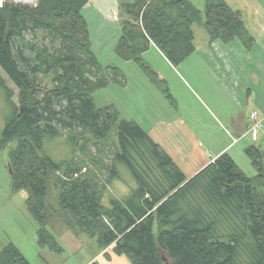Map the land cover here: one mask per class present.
I'll return each instance as SVG.
<instances>
[{
	"label": "trees",
	"instance_id": "1",
	"mask_svg": "<svg viewBox=\"0 0 264 264\" xmlns=\"http://www.w3.org/2000/svg\"><path fill=\"white\" fill-rule=\"evenodd\" d=\"M8 1L0 5V70L17 91L0 74L11 109L0 153L17 140L7 155L10 187L27 193L38 245L64 252L47 230L59 218L50 215L60 209L74 231L97 236L101 246L115 242L116 255L133 264H165L163 258L168 264H264V153L254 145L245 148L252 177L227 153L185 177L138 125L122 120L113 106L96 108V92L124 87L126 79L118 67H102L91 50L82 15L87 0H37L35 6ZM204 2L203 13L186 0H132L125 9L116 57L141 67L170 101L167 83L143 62L150 47L177 67L195 52L194 25H202L210 41L254 45L239 11L224 0ZM47 77L50 89L41 86ZM113 127L118 149L105 163L107 147L94 143L90 149L86 136L102 141ZM58 137L70 146L66 160L43 151L46 139ZM122 165L135 180L127 198L109 189L122 180ZM52 177L61 183L54 210L47 202ZM0 264L30 262L7 243Z\"/></svg>",
	"mask_w": 264,
	"mask_h": 264
},
{
	"label": "rangeland",
	"instance_id": "2",
	"mask_svg": "<svg viewBox=\"0 0 264 264\" xmlns=\"http://www.w3.org/2000/svg\"><path fill=\"white\" fill-rule=\"evenodd\" d=\"M187 1L197 10L204 11V0ZM224 1L226 3V0ZM257 1L264 6V0H252L250 7H245L241 0L233 1L234 6L242 4L240 7L244 10V15L239 12L243 16V23L247 26L248 21L245 18L251 16L253 7L258 4ZM8 2L15 3L13 0ZM34 3L36 5L37 0ZM15 4L27 3L18 2ZM256 8L259 7L257 6ZM84 10L86 8L82 10V15L87 23L89 33L92 34L89 25L91 18L89 12ZM262 13V9H260L259 14L263 15ZM115 24H118L115 34L120 35L119 23L115 22ZM201 26L194 25L192 27L195 36L194 43L198 48H205L207 46V34ZM117 36L108 35L102 41L101 47L92 48V52L96 55L102 67H118L124 74L127 83L123 88L111 85L96 92L93 95L96 108L113 106L119 112L122 120L138 125L148 133L149 137L154 138L158 142L159 147L187 178L207 165L211 160L216 159L213 158L214 152L224 147L227 149L223 153L229 154L247 176H254V169L244 150L246 147L254 145L264 153V110L259 107L261 101L264 103V35L259 43L256 44L255 42L256 45L252 46L254 49L251 52H242L240 67L243 66V68L239 75V87L236 85L233 88L234 95L231 93L230 99L222 96L223 94L219 92V87L212 80H208L207 87L201 84L204 76L201 77L200 63L194 57L189 60L186 59L177 67L171 68L166 65L167 62L159 52L151 50L147 55H144L143 62L146 61L150 64L157 71L159 79L166 81L171 101L169 99L168 101L159 89H155L153 84L147 80V77H142L143 72L137 69L134 64L120 62L115 58L114 54H108L107 46L117 40ZM233 41L228 43L218 41V44L229 46L233 50ZM103 42L105 43L104 45ZM260 47L263 50H260ZM256 66L258 68L254 70ZM259 67L262 68L261 71ZM252 71L255 72V79L251 77V80L249 75ZM0 74L3 76L7 86L16 93L17 89L7 80L1 70ZM52 84L51 78L41 79V86L46 89L52 88ZM13 100L16 101V96L13 97ZM234 101L237 102L240 108L236 107ZM217 102H225L224 105L228 104L227 109L224 111L225 114L232 116L242 112L243 120H245V125L248 129L253 125L250 115L254 112L257 113L263 123L262 127L257 131L256 139L252 140L250 133L245 135L241 133L228 134L227 136L226 131L214 122L213 116H220L219 108L216 105ZM10 113V106L0 87V134ZM156 127L158 128L156 129ZM86 138L90 139V149L94 147V143L103 144L107 147L108 153L104 155L107 161L105 163H110L112 152L118 149L117 127H113L109 135L102 141L96 142L88 136ZM16 144L17 140L12 141L0 153V226H4L3 231L0 227V239L2 242L0 250L5 244L13 243L26 256L30 264H86L93 258L97 264H130L128 262L130 260L124 255H116L115 242L108 246H101L97 236L89 237L84 233L74 231L73 228L65 223V219H63L65 216H63L60 209L58 210L59 214L53 213L50 215L51 220L59 218L49 223L47 230L53 234L63 248L64 252L62 254L51 252L46 247H40L37 236L34 233L35 230L33 228L31 230L30 224H23L26 225L25 228L17 225L22 224L26 217V206L22 198H18L17 193L11 192L9 188L11 175L9 173L10 166H8L7 155L10 150L16 147ZM86 144L89 143L86 142ZM43 151L56 161L66 160L71 156L70 146L67 144L66 139L62 137L46 139ZM83 153L81 151L79 155H83ZM119 169L122 180L112 181L109 189H112L111 193L113 192L116 196L124 195L127 198L131 188L135 187V180L128 168L122 165ZM10 170L12 169L10 168ZM99 175L104 178L102 174ZM57 177L61 178L60 175ZM58 178L52 177L49 181L47 202L53 210L58 209L56 205L57 192L61 185ZM61 179L63 180V178ZM88 234L91 235L90 232ZM163 259L164 263L168 264V260Z\"/></svg>",
	"mask_w": 264,
	"mask_h": 264
},
{
	"label": "crops",
	"instance_id": "3",
	"mask_svg": "<svg viewBox=\"0 0 264 264\" xmlns=\"http://www.w3.org/2000/svg\"><path fill=\"white\" fill-rule=\"evenodd\" d=\"M233 1L237 2L239 0H230V1L226 0V3L231 9L236 10V11H240L244 15V10L240 7L242 4H240L239 6H234ZM241 1L245 7H250L252 5V0H241ZM131 2H132V0H87V4L83 9L86 8V10H84V11H88L90 18H91V21H89V23H90L89 25H90V29H91L90 31H92V34H90L91 35L90 36V39H91L90 44L92 43L91 50H92V48L101 47L102 41L108 35H113L114 37L119 35V34H117V35L115 34V31H116V28L118 25V24H115V22L119 23V26L121 29V23L124 20L126 12H127V10H125V9ZM257 3L258 4H255V6L252 9L253 12H251V16L250 17L245 16L246 21H248V26L245 25V23H244L245 28L247 29L251 38H253V40L256 42V44L259 43V41H261L263 39V35H264V6L258 1H257ZM204 4H205V2H204ZM257 6L259 8H256ZM260 9H262L263 15L259 14ZM248 27H250V28H248ZM193 35H194V33H193ZM118 37H120V35L117 36V38H116L117 40L113 41L112 43H110L107 46L108 54L109 55L114 54L115 58H117L116 54H115V48H116V45H117V42L119 39ZM218 41H220V40L210 41L209 36L207 34V43H206L207 46L205 48H203V47L198 48V47H196V45L194 43L195 52L190 57H188L187 60L194 57L200 63V66H201V67H199L200 74H201V77L204 76V78L201 81L202 85H205L207 87V84L209 83L208 80L209 79L212 80L219 87V92H221L223 94L222 96L226 97L228 99L231 96V93L234 95V93L232 91L233 88L236 85H237V87H239V80H240L239 75L241 74V71L243 68V66L240 67L242 52H248V53L251 52L254 49L253 47L256 44L254 42L255 45L252 48L247 49L246 47H244V45L239 40L235 39L232 43V45H234V48L232 50V48L229 46H224V45L222 46L221 44H218ZM194 42H195V36H194ZM104 44L105 43L103 42V45ZM235 44H237V45H235ZM259 49L263 50V48H261V47ZM151 50L159 52V50L155 46H152L144 55H147ZM159 54H161V53L159 52ZM161 56L167 62L166 63L167 66L174 68V66H172L164 58V56L162 54H161ZM117 60L120 62H125L119 58H117ZM128 63H132L137 67V69H140L143 72L142 77H147V80L153 84L155 89H159V91L164 96L163 92L160 90L159 85L154 80V78L149 77L144 72V70L141 67H139L137 64H135L133 61L128 62ZM198 66H199V64H198ZM150 67L152 68L151 65H150ZM257 68L258 67L256 66V68L254 70H256ZM152 70L155 71L154 68H152ZM261 70H262V68H260V71ZM188 71L190 73L189 68H188ZM155 72L157 73V71H155ZM254 74H255L254 71H252L250 73L249 76H250L251 80H252V78L255 79ZM157 77H158L157 80L159 82L163 81V79L162 80L159 79V75ZM164 97L166 98V96H164ZM235 103H236V107H237L238 104H237V102H235ZM224 104H225V102H217L216 103L217 107L219 108V115L220 116H213L214 114L212 115L214 118L215 124L222 127V129L224 131H226L227 136H228V134L229 135H235V134H239V133H241L242 135H245L248 132L247 130H249V129L246 128V125H245L246 122H245V120H243V117H242L243 113L239 112V114L232 115V116L229 114H225L224 111L227 109L228 104H226V105H224ZM223 106H225V107L223 108ZM259 107H261L264 110V103L262 101L259 103ZM157 128L158 127H156V129ZM152 139L158 144V142L154 138H152ZM226 149L227 148L224 147L221 150L214 152L215 155L213 156V158H217L218 156L223 154V151H225ZM224 153H226V152H224ZM9 188L11 190L10 184H9ZM16 195L18 196V198L21 197L22 200L24 201V203L26 202L28 196H27V193L25 191H20ZM25 206H26V204H25ZM33 222H35V221L29 215L27 208H26V217L24 218L22 224H17V225L20 226L21 228H23V227L25 228L26 225H23V224H30L29 226H30L31 230L33 228V230H35L34 233L36 234V231L38 229V225L36 224V222L35 223H33ZM0 227H1V230L3 231L4 226H0ZM1 244H2V242L0 239V246H1ZM93 262H95L94 258L86 264H92Z\"/></svg>",
	"mask_w": 264,
	"mask_h": 264
},
{
	"label": "built area",
	"instance_id": "4",
	"mask_svg": "<svg viewBox=\"0 0 264 264\" xmlns=\"http://www.w3.org/2000/svg\"><path fill=\"white\" fill-rule=\"evenodd\" d=\"M2 1H8V0H2ZM2 1L0 2V5L2 4ZM13 1L15 2L16 0H13ZM34 2L35 0H28V2L26 3L29 5H34L35 4ZM16 3H18V1ZM250 120L253 122V125L247 133H250L252 140H255L257 131L262 127L263 120L260 119L257 113L255 112L250 115Z\"/></svg>",
	"mask_w": 264,
	"mask_h": 264
},
{
	"label": "bare ground",
	"instance_id": "5",
	"mask_svg": "<svg viewBox=\"0 0 264 264\" xmlns=\"http://www.w3.org/2000/svg\"><path fill=\"white\" fill-rule=\"evenodd\" d=\"M18 2H28V0H16ZM35 6V5H34ZM264 124V123H263Z\"/></svg>",
	"mask_w": 264,
	"mask_h": 264
},
{
	"label": "water",
	"instance_id": "6",
	"mask_svg": "<svg viewBox=\"0 0 264 264\" xmlns=\"http://www.w3.org/2000/svg\"><path fill=\"white\" fill-rule=\"evenodd\" d=\"M15 2H17V1H15ZM9 173H10V174H12V172H11L10 168H9Z\"/></svg>",
	"mask_w": 264,
	"mask_h": 264
}]
</instances>
